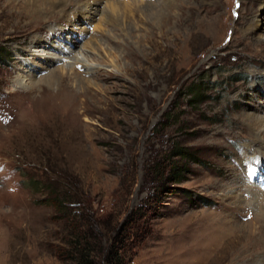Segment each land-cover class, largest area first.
I'll list each match as a JSON object with an SVG mask.
<instances>
[{
    "label": "rangeland",
    "instance_id": "obj_1",
    "mask_svg": "<svg viewBox=\"0 0 264 264\" xmlns=\"http://www.w3.org/2000/svg\"><path fill=\"white\" fill-rule=\"evenodd\" d=\"M15 3L0 1V264H63L51 190L117 223L143 207L130 264H264V134L245 118H264V0H101L71 29L58 13L39 24L66 31L51 49L17 34ZM49 91L73 108L43 117ZM176 149L191 159L171 194Z\"/></svg>",
    "mask_w": 264,
    "mask_h": 264
},
{
    "label": "trees",
    "instance_id": "obj_2",
    "mask_svg": "<svg viewBox=\"0 0 264 264\" xmlns=\"http://www.w3.org/2000/svg\"><path fill=\"white\" fill-rule=\"evenodd\" d=\"M4 56L0 50V58ZM189 90L192 101H197L195 98L203 93L200 86H192ZM175 156H180L185 164L170 162L166 167L167 173L163 179L172 185L169 189L171 194L177 190L176 185L183 182L181 175L185 173L186 162L191 159L182 149L172 150L170 157ZM85 197L79 190L50 192L49 206H54L64 221V229L58 236V245L54 251L56 257L63 264H130V252L141 236L131 237L129 229L138 218H143V214L138 215L143 207L130 210L117 223L112 213L99 216L91 206L83 205L76 209L67 206L68 202L84 204Z\"/></svg>",
    "mask_w": 264,
    "mask_h": 264
},
{
    "label": "bare ground",
    "instance_id": "obj_3",
    "mask_svg": "<svg viewBox=\"0 0 264 264\" xmlns=\"http://www.w3.org/2000/svg\"><path fill=\"white\" fill-rule=\"evenodd\" d=\"M0 1H2V0H0ZM13 1L14 0H10V2H13ZM80 1L82 2V0H18V3H15L13 6L17 10H19V13L17 14V18L23 19L22 22L24 24L22 26L18 27V29L16 31L17 34L26 33V34L30 35L31 40H32V45L34 48L36 46H42V47L47 48V49L53 48L54 45L52 44V40L60 38L63 34H66L65 33L66 31L52 27L50 29L51 33L49 35L47 33V30H46V34H48L49 36L52 37V40L49 41L48 40L49 36L48 37L42 36L41 33L37 32L38 27H40L39 24H42V22L46 21L48 16L54 15L56 13L61 15L60 18L62 17L59 23L60 24H66L65 30H68L69 29L68 27H70V29H71V27L75 25V22L79 21L80 19H85V20H89V21L92 20L93 17L96 15V12H97L96 6L100 3L101 0H92L93 5H90V4L87 5L85 7V10L84 9L77 10V13L73 14L74 19H71L70 17L66 16V15H68L69 10H71L72 8H75V7L77 8L78 6H80V4H81ZM107 1H109V0H107ZM111 1H113V0H111ZM113 5L110 4L108 8L112 9ZM49 9L53 10V11L50 14L44 15L43 12L46 10H49ZM82 15H84L85 18H82L81 17ZM0 18H1V15H0ZM19 23H21V22H19ZM68 35H70V36H66L63 38V43L65 42L64 46H67V45L75 46L77 44L79 37L77 38L76 36H74L72 31H69ZM45 62L47 64L51 63L48 59H46ZM79 63L80 62H78V64ZM25 65L28 67H31L32 63H30L28 61V62H25ZM31 69L33 71V74L37 72V67L32 66ZM62 72H64V71H62ZM49 95L51 97L46 99V102H47L46 106L49 108L50 111L41 113V114H43V117H45L46 119L51 118L53 115L58 117V115L60 114V112L62 110L65 109L67 112V110H70L73 108L72 102L68 96L62 97V96H60V94L56 95L54 92H51V91H49ZM65 102H67V104H65ZM245 118H248V120L250 121V123L248 124L250 126V128H252L255 131L259 130L258 134H256V135H258V137H259L260 133H261V136L264 134V131L260 130V128H264V118H262L260 116H255V115L254 116L252 115L250 117H245ZM250 142H251V144L248 145V150H250V151L253 150L252 148L254 147V145H260L258 139H256V140L253 139ZM256 151H258V150H256ZM241 185L245 186L243 184H241ZM253 199L257 203H259L261 206H264V196H262V198L259 197V199L258 198H253ZM257 220L259 221L260 230L264 233V212L261 216H258Z\"/></svg>",
    "mask_w": 264,
    "mask_h": 264
}]
</instances>
